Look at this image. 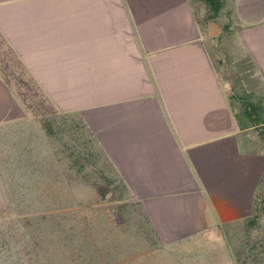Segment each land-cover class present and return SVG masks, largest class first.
<instances>
[{"label": "crops", "instance_id": "crops-1", "mask_svg": "<svg viewBox=\"0 0 264 264\" xmlns=\"http://www.w3.org/2000/svg\"><path fill=\"white\" fill-rule=\"evenodd\" d=\"M223 4L221 24L194 0H0L5 38L59 113L94 135L146 219L128 261L141 250L142 264H264V137L246 119L258 110L233 105L217 65L229 34L233 61L264 90V0ZM36 115L0 60V219L26 211L19 181L45 196L71 159L46 124L18 125Z\"/></svg>", "mask_w": 264, "mask_h": 264}, {"label": "rangeland", "instance_id": "rangeland-1", "mask_svg": "<svg viewBox=\"0 0 264 264\" xmlns=\"http://www.w3.org/2000/svg\"><path fill=\"white\" fill-rule=\"evenodd\" d=\"M194 1L202 17H218L221 24L231 11L230 4H223V9H220L221 0ZM234 46V39L229 34L218 41L219 49L223 47L228 51L225 55L219 53L226 60L217 65L221 75L232 84V101L236 107L242 109L244 102L256 105L253 109L258 110L257 115L246 119L257 123L252 130L262 132L264 137V99L261 97L264 90L257 88L256 78L250 75L252 70H248L246 64L233 61L235 54L231 51ZM7 71L12 72L9 67ZM44 108L50 109L49 106ZM32 111L38 115L18 125L46 124L44 116L33 108ZM47 114L52 124L67 122L71 127L73 118L67 119L60 113ZM70 133L56 135L58 141L72 146V154L70 168L68 158L60 160L64 166L58 167L60 180L55 178L53 192L39 197L35 195L36 190L31 189L34 181L18 182V195H25L23 198L18 196V208L26 211L6 214L0 219V264H142L141 257L137 256L141 250L136 251L135 260H126L128 254L135 251L132 249L135 246L129 244L130 240L147 231L146 219L128 195L126 182L93 134L86 131L78 140L77 134ZM85 139L87 148L82 144ZM244 234L243 230H236L229 237L234 242ZM259 249V245L252 246L251 252L257 257ZM182 251L190 250L185 247ZM150 252L154 255L155 251ZM167 252L180 253V250H159L160 254ZM153 263L151 258L144 264Z\"/></svg>", "mask_w": 264, "mask_h": 264}, {"label": "trees", "instance_id": "trees-1", "mask_svg": "<svg viewBox=\"0 0 264 264\" xmlns=\"http://www.w3.org/2000/svg\"><path fill=\"white\" fill-rule=\"evenodd\" d=\"M209 1L215 2V0H209ZM0 56H1L0 59L6 65V67L7 68L9 67L12 70L10 74H12V76L14 77L16 86L18 87L17 89L20 92L24 102L29 108H33L37 110L39 115L44 116L45 123L49 127V130L52 133H55V135H58V133L61 134V133L71 132L70 134L72 135L77 134L76 136L78 140H80V138L83 137L84 132L86 131L82 129V126L78 125V121L76 119L73 118V121L71 122V127L67 126V122L66 123L64 122L65 125L60 121H58V123L52 124V120L48 117L49 115L47 114V112L58 114L59 110L56 108L52 100L48 97L42 86L39 85L34 79V77L30 74L28 68L21 60L19 55L16 53V51L13 49V47L10 45L8 40L5 38L1 30H0ZM245 104H248L250 108H255L256 106L251 102H244V105ZM233 105H235L234 102ZM48 106L50 107V109H48L49 111L45 110L44 108ZM60 114L63 115V117H67V119L72 118L62 113ZM82 144L85 148H87L86 139L83 140ZM70 147L72 146L70 145Z\"/></svg>", "mask_w": 264, "mask_h": 264}]
</instances>
